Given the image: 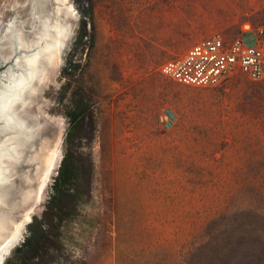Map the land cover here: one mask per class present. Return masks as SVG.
Returning a JSON list of instances; mask_svg holds the SVG:
<instances>
[{"label": "rangeland", "instance_id": "374dc122", "mask_svg": "<svg viewBox=\"0 0 264 264\" xmlns=\"http://www.w3.org/2000/svg\"><path fill=\"white\" fill-rule=\"evenodd\" d=\"M67 4L57 63L42 61L16 104L30 131L17 135L0 216L23 223L0 263L42 217L83 101L94 125L79 119L72 148L90 157L91 185L50 264H264V82L237 73L194 87L160 72L212 33L264 27V0ZM53 10L54 0H0V75L14 63L2 57L11 30L33 39Z\"/></svg>", "mask_w": 264, "mask_h": 264}, {"label": "bare ground", "instance_id": "6f19581e", "mask_svg": "<svg viewBox=\"0 0 264 264\" xmlns=\"http://www.w3.org/2000/svg\"><path fill=\"white\" fill-rule=\"evenodd\" d=\"M53 13V19L45 15L42 17L40 29L33 39L26 38L20 28L11 30L8 38L9 55L2 56L5 61L14 55V63L1 73L0 90L8 86L10 91L14 88L17 94L11 99L5 117L0 119V204L4 203L5 199L2 185L8 180L10 162L20 155L17 135L30 131L18 115L16 104L20 100L24 101V95L28 90H33V83L42 68V61L48 65L57 63L63 38L59 27L73 15V9L67 4V0H54ZM42 158L46 162L49 156L43 154ZM22 223L0 216V249L4 246L9 247L17 241Z\"/></svg>", "mask_w": 264, "mask_h": 264}, {"label": "trees", "instance_id": "16d2710c", "mask_svg": "<svg viewBox=\"0 0 264 264\" xmlns=\"http://www.w3.org/2000/svg\"><path fill=\"white\" fill-rule=\"evenodd\" d=\"M69 117L72 127L66 134L65 153L50 185L42 217H34L28 224V234L4 264H50L54 251L62 246V226L77 217L78 206L86 201L84 194L91 185L92 161L88 155L74 152L72 146L77 138L78 145L82 137L77 132L79 119L85 117L87 123L94 125V116L87 113L86 103L80 101Z\"/></svg>", "mask_w": 264, "mask_h": 264}, {"label": "built area", "instance_id": "2783aa9c", "mask_svg": "<svg viewBox=\"0 0 264 264\" xmlns=\"http://www.w3.org/2000/svg\"><path fill=\"white\" fill-rule=\"evenodd\" d=\"M160 72L176 83L194 87L217 86L237 73L250 81L264 82V27L245 24L241 35L233 40L212 33L183 55L165 60Z\"/></svg>", "mask_w": 264, "mask_h": 264}, {"label": "snow or ice", "instance_id": "6c2138e0", "mask_svg": "<svg viewBox=\"0 0 264 264\" xmlns=\"http://www.w3.org/2000/svg\"><path fill=\"white\" fill-rule=\"evenodd\" d=\"M15 89L13 88L11 91L6 86L4 89L0 90V119L4 118L7 110L10 106L11 99L14 98Z\"/></svg>", "mask_w": 264, "mask_h": 264}, {"label": "water", "instance_id": "95a60500", "mask_svg": "<svg viewBox=\"0 0 264 264\" xmlns=\"http://www.w3.org/2000/svg\"><path fill=\"white\" fill-rule=\"evenodd\" d=\"M28 221H26L25 222V224L27 223ZM24 224V225H25ZM22 234V233H21ZM20 240V239H19ZM19 240H17L13 245H11V246H9V248H7V250L3 253V256L6 254V253H8V251L13 247V246H15L18 242H19ZM1 262H2V259H1ZM1 264V263H0Z\"/></svg>", "mask_w": 264, "mask_h": 264}]
</instances>
